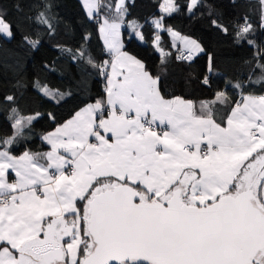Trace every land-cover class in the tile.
<instances>
[{"label":"crops","instance_id":"crops-1","mask_svg":"<svg viewBox=\"0 0 264 264\" xmlns=\"http://www.w3.org/2000/svg\"><path fill=\"white\" fill-rule=\"evenodd\" d=\"M0 28L9 35L5 23ZM121 28L107 20L99 25L105 50L114 55L102 103L109 110L98 115L92 103L77 109L44 134L50 148L43 158L0 149V193L17 200L0 207V264H79L86 238L75 199L93 181L95 192L127 179L160 200L178 189L180 198L194 194L204 203L229 190L258 188L253 173L264 162V95H244L222 122L199 116L190 99L161 94L157 78L123 48ZM145 118L167 129L149 133ZM69 165L73 172L66 173ZM251 166L252 184L239 188ZM260 197L264 203V179ZM53 244L62 258L45 256Z\"/></svg>","mask_w":264,"mask_h":264},{"label":"trees","instance_id":"trees-1","mask_svg":"<svg viewBox=\"0 0 264 264\" xmlns=\"http://www.w3.org/2000/svg\"><path fill=\"white\" fill-rule=\"evenodd\" d=\"M97 1L90 16L81 0H0V22L9 29L6 36L0 28V149L43 158L50 148L46 132L83 105L103 103L108 53L99 35L102 20H120L123 48L157 78L164 97L190 99L199 116L222 122L239 97L264 95L261 0H196L191 9V0H125L122 11L115 8L117 0ZM168 29L192 37L202 51L176 59L181 49L172 46ZM156 33L162 54L153 43ZM45 49L52 53L46 56ZM259 175L253 192L264 209V162ZM122 182L149 201L158 199L137 183ZM96 184L75 199L82 215ZM81 226L85 236L84 220ZM79 251L83 257L82 246ZM123 264L152 263L132 259Z\"/></svg>","mask_w":264,"mask_h":264},{"label":"water","instance_id":"water-1","mask_svg":"<svg viewBox=\"0 0 264 264\" xmlns=\"http://www.w3.org/2000/svg\"><path fill=\"white\" fill-rule=\"evenodd\" d=\"M102 106L93 104L96 111ZM87 205L84 220L95 245L81 264H254L264 253V209L251 188L190 207L178 189L152 202L122 183L93 193ZM62 253L53 244L45 256Z\"/></svg>","mask_w":264,"mask_h":264},{"label":"rangeland","instance_id":"rangeland-1","mask_svg":"<svg viewBox=\"0 0 264 264\" xmlns=\"http://www.w3.org/2000/svg\"><path fill=\"white\" fill-rule=\"evenodd\" d=\"M195 1L196 0H191L190 1L189 9L192 8V6L195 3ZM81 2H82L83 7L85 8L86 12L90 16H92L93 13L96 12L97 7H98V1L97 0H81ZM124 3H125V0H117L115 8L117 10L122 11V9L124 7ZM170 4L171 3L168 1V5L166 7H164V8H166L167 12L169 10H171L170 9V7H171ZM114 23L118 24V26L122 25V22L120 20H116V21H114ZM154 23H155V26H156V28L158 30L162 28V25L159 22H157L156 20H155ZM6 27L8 28L7 24H6ZM168 32H169L171 44H172L173 47L180 48L181 50H186L189 53H192V55L202 51L201 45L195 39H193L192 37L184 35V34H181V33L177 32L174 29H168ZM159 38H160L159 34L156 33L154 35L153 43L156 46V50L160 54H162L163 53V48L159 44ZM44 53L46 54V56H49L52 53V51L46 50V51H44ZM88 104L92 105L91 103H88ZM33 117H34V115L30 116V118H33ZM251 167H252V169H250V170H248V168H245V173H244L242 181L240 182L239 188H243V187L247 188L248 186H250L252 184V182H251V174H252V172L254 170L253 169L254 166H251ZM254 174H255L256 180H259L261 174L259 175V172L258 171L256 172V170L254 171L253 175ZM241 190H238V191H241ZM238 191L234 192L232 195H235ZM226 194H231V191H227ZM222 195H225V193L220 194L216 198L214 197L212 202L217 201V199L219 197H221ZM194 197H195L194 194L192 196H184L183 198L181 196V199H182L181 202H182L183 205L190 206V207H199V206L207 205V203H204V201H198V200L196 201ZM141 198H142V200L143 199L146 200V201L148 200L145 197V195H142V194H141ZM163 200H166V199H163ZM151 201L154 202V199H152ZM87 207H88V205L86 204L85 212H84L85 215L87 213ZM85 237H86V240H85L86 243H85V246H84V252H85V255H86L93 249V247L95 245L93 236L88 231L86 222H85ZM84 256L80 258L79 264H81ZM257 264H264V253L259 255V259H258V263Z\"/></svg>","mask_w":264,"mask_h":264},{"label":"built area","instance_id":"built-area-1","mask_svg":"<svg viewBox=\"0 0 264 264\" xmlns=\"http://www.w3.org/2000/svg\"><path fill=\"white\" fill-rule=\"evenodd\" d=\"M108 53V57L106 60H104L103 62V69L106 71L107 73V69L109 67V64L111 62V59L113 58V53ZM192 55V53H189L186 50H180L176 53L175 57L176 59H186L188 57H190ZM242 97H239L237 102H241L242 101ZM109 110V107H104V104L102 106V111L106 112ZM144 129L149 132V133H154V132H158V133H162L163 131H165L167 129V126L165 124H157L154 121H151L147 118L144 119ZM259 134L257 132L253 133V136L257 137ZM185 149L191 150L192 149V145L190 143L184 145ZM157 151H160L159 148H157ZM207 152V148L203 147L201 149V153H206ZM66 173H71L73 172V166L69 165L66 169H65ZM17 200L16 198H14L10 193H0V207H8L10 205L16 204Z\"/></svg>","mask_w":264,"mask_h":264}]
</instances>
